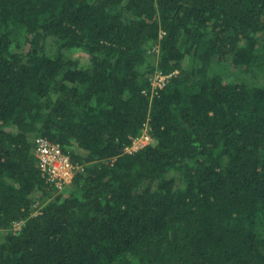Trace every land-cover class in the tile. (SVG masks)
<instances>
[{"label": "trees", "instance_id": "16d2710c", "mask_svg": "<svg viewBox=\"0 0 264 264\" xmlns=\"http://www.w3.org/2000/svg\"><path fill=\"white\" fill-rule=\"evenodd\" d=\"M0 264H264V0H0Z\"/></svg>", "mask_w": 264, "mask_h": 264}, {"label": "built area", "instance_id": "2783aa9c", "mask_svg": "<svg viewBox=\"0 0 264 264\" xmlns=\"http://www.w3.org/2000/svg\"><path fill=\"white\" fill-rule=\"evenodd\" d=\"M163 33L160 32L161 38ZM158 52V47L152 48L150 53ZM171 75L155 71L148 76L150 92L156 94L162 90ZM151 143L148 129H144L140 136L131 140V144L124 149L127 154H133L143 149ZM33 155L37 167L45 185L52 188L57 193H62L64 189L71 184L73 178L83 170V166L71 160L62 147L58 144L51 143L47 138L37 136L33 138ZM22 223L15 222L12 224V231L20 230Z\"/></svg>", "mask_w": 264, "mask_h": 264}, {"label": "rangeland", "instance_id": "374dc122", "mask_svg": "<svg viewBox=\"0 0 264 264\" xmlns=\"http://www.w3.org/2000/svg\"><path fill=\"white\" fill-rule=\"evenodd\" d=\"M76 56L81 59V62L85 63V59H84L85 57L83 56V54L79 53V54H76ZM62 194L63 196H66L64 192Z\"/></svg>", "mask_w": 264, "mask_h": 264}]
</instances>
